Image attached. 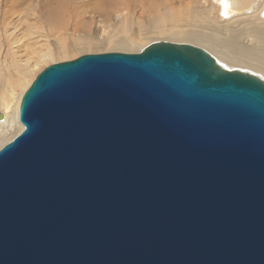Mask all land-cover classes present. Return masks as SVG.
<instances>
[{"label": "water", "instance_id": "1", "mask_svg": "<svg viewBox=\"0 0 264 264\" xmlns=\"http://www.w3.org/2000/svg\"><path fill=\"white\" fill-rule=\"evenodd\" d=\"M0 148V264H264V80L157 42L43 69Z\"/></svg>", "mask_w": 264, "mask_h": 264}, {"label": "rangeland", "instance_id": "2", "mask_svg": "<svg viewBox=\"0 0 264 264\" xmlns=\"http://www.w3.org/2000/svg\"><path fill=\"white\" fill-rule=\"evenodd\" d=\"M216 5V0H66L63 3L57 0H0V44L5 43L4 55L11 51L10 43L16 39L5 35L8 24L13 23L11 32L18 38L26 26L20 18L31 13V6L33 13L27 23L42 28V32L34 36L35 50L49 46L55 54L53 60H43L34 68L31 84L51 64L71 61L81 55L115 52L114 42H134L123 47L131 49L125 50L127 53L137 52L135 50L139 53L150 44L167 42L157 38L158 30L173 23L169 13H181L186 18L188 14L192 16L205 10L218 15ZM260 5H264V0H260ZM58 51L60 55L56 54ZM18 90L14 88V95Z\"/></svg>", "mask_w": 264, "mask_h": 264}, {"label": "bare ground", "instance_id": "3", "mask_svg": "<svg viewBox=\"0 0 264 264\" xmlns=\"http://www.w3.org/2000/svg\"><path fill=\"white\" fill-rule=\"evenodd\" d=\"M65 1L57 0L58 3ZM216 4V16L212 15V11L205 10L192 16L188 14L186 18L181 13H169L173 23L158 30L157 39L202 48L225 69L251 73L264 80V5H260V0H216ZM29 12L20 18L26 26L18 38L11 32L13 23L8 24L5 35L16 39L14 41L10 37L11 51L4 55L5 43L0 44V148L22 130L18 121L19 105L30 85L34 68H38L43 60L55 57L49 46L35 50L37 42L34 36L42 32V28L27 23L33 13L31 6ZM133 43L119 41L112 44L116 46L115 52H125L127 49L123 47ZM14 88L19 89L15 95Z\"/></svg>", "mask_w": 264, "mask_h": 264}]
</instances>
